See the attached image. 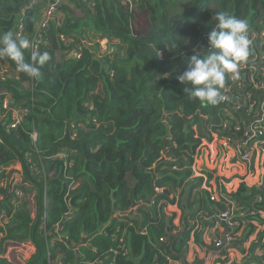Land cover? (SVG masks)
<instances>
[{"label": "trees", "instance_id": "obj_1", "mask_svg": "<svg viewBox=\"0 0 264 264\" xmlns=\"http://www.w3.org/2000/svg\"><path fill=\"white\" fill-rule=\"evenodd\" d=\"M69 1L82 16L63 6L62 25L48 24V45L38 51L51 58L40 68L41 78L20 72L1 84L23 115L13 129L8 127L10 111L0 119V264H16L5 253L23 245L32 250L22 264H170L165 256L177 260L184 255L188 234L173 235L164 214L181 216L182 195L188 198L199 187L200 178L186 188L192 155L211 138L210 129L221 138L242 137L250 117L244 106L233 109V102L248 92L260 97L250 86L242 94L227 92L231 81L226 76L221 92L230 100L201 103L188 98V86L177 76L193 55L212 51L208 35L218 12L247 20L249 38L264 26V0ZM26 2L0 0V33H14L21 17L25 37L31 38L45 5L27 8ZM138 11L147 20L140 32ZM61 32L73 43L86 42L79 58L57 56L64 48L56 38ZM87 38L117 41L113 59ZM198 46L203 47L195 54ZM261 48L264 53V44ZM253 51L250 47L249 58ZM31 54L30 48L24 51L26 61L31 62ZM14 163L19 170L11 167ZM263 186L242 182L230 193L221 189L236 210L246 213L233 218L235 231L244 225L243 240L254 230L248 220L263 222L258 215L264 210ZM31 187L36 188L34 217L25 199ZM198 194L200 201L193 203L200 206L205 200L209 215L229 207L222 195L211 200L205 189ZM248 253L242 264H264L253 246Z\"/></svg>", "mask_w": 264, "mask_h": 264}, {"label": "crops", "instance_id": "obj_2", "mask_svg": "<svg viewBox=\"0 0 264 264\" xmlns=\"http://www.w3.org/2000/svg\"><path fill=\"white\" fill-rule=\"evenodd\" d=\"M74 6L75 4L72 5L70 1L64 5V7L70 8L69 10L73 16H75L73 14L75 10L72 9ZM255 46L257 55L263 57L264 53L263 50H260L259 44L255 43ZM109 48L113 50L110 45ZM59 50L56 51L57 56L65 58L64 48ZM100 50L103 53L107 49ZM249 61L252 62V59ZM254 61H256L257 68L264 76V64H261V59H255ZM10 66V77L18 76L20 71L17 70L16 64H10ZM243 79H245V76ZM226 91L229 92V88H226ZM263 96L264 93L261 97ZM8 102L13 106V98L11 96ZM16 109L18 112L19 108L16 107ZM257 114L252 116V118L255 119ZM22 115L23 110L21 109V118ZM232 139L231 142H225L223 138L213 133L209 140L201 142L192 155L191 169H194L195 163L198 167L193 170L190 178L193 180V177H195L196 181H189L186 188L191 189V186L198 182L197 180L200 178L199 187L191 190L189 199L182 195L184 202L182 203L183 214L181 213V216L164 214L167 227L172 230L171 233L173 235L185 232L188 234L185 253L182 255L183 261H180V258L177 260L173 259L170 264H242L249 256L248 250L250 246L255 248L256 255L263 257L264 263V210L258 211V215L263 219V222L253 219L248 220V222L254 224V230L243 240L242 238L246 231L244 230V225L239 226V229L235 231L233 226L229 225L225 219H220L217 214L215 216L207 214L208 209L204 208L205 204H207L205 200L200 206H198V203H193L195 199L200 201L198 193L202 189L207 190L210 195H216L214 200H217L220 197L219 194L222 188L227 193H230L235 191L242 182L250 188H261L264 185V151H260L254 144L247 152L249 155L248 159H244L236 149V146L242 142V138L234 133ZM197 155H199V158L196 162ZM11 167L17 170L20 169L19 163H14ZM229 200L234 206V201L232 199ZM159 212L161 213L160 210ZM197 212L200 214L198 217L196 216ZM195 216L197 217L196 219H194ZM232 225L238 226L236 221ZM229 236H232L235 244H229V240H227ZM217 241L221 242L220 246H216ZM30 249L32 250V248Z\"/></svg>", "mask_w": 264, "mask_h": 264}, {"label": "clouds", "instance_id": "obj_3", "mask_svg": "<svg viewBox=\"0 0 264 264\" xmlns=\"http://www.w3.org/2000/svg\"><path fill=\"white\" fill-rule=\"evenodd\" d=\"M215 20L218 23L208 35L209 48L212 51L203 56L201 53L193 55L187 69L177 76L181 84L188 86L185 88V92L190 100L198 98L201 103L213 106L230 100V97L223 94L221 89L225 87L226 76L233 80L240 79V65L252 57L249 58L250 47L254 48L252 55H257L255 43H258L262 50V44L258 38L252 40L251 36L248 38L249 24L247 20L226 12H218ZM263 30L264 26L258 28L256 32ZM85 44L84 41L83 45ZM109 45L112 46L110 42L107 46ZM30 47H32V43L27 37L16 35L11 30L0 33V57L9 58L15 62L18 71L38 80L42 76L40 68L51 57L46 51L34 50L30 57L31 62H28L25 59L24 51Z\"/></svg>", "mask_w": 264, "mask_h": 264}, {"label": "built area", "instance_id": "obj_4", "mask_svg": "<svg viewBox=\"0 0 264 264\" xmlns=\"http://www.w3.org/2000/svg\"><path fill=\"white\" fill-rule=\"evenodd\" d=\"M69 0H27L26 7L27 8H33L37 5L44 4L45 7L43 8L41 12V16L39 17L35 27H34V34L31 36L30 41L32 43V47H30V50L33 52L38 51L41 46L48 45V42L45 41V32L48 28V24L51 22H54L57 25H62L61 20H63V15L60 13V8L66 5V3ZM85 1V0H84ZM125 2L131 3V0H123ZM59 10V12H58ZM24 21L21 17H19V21L17 24V27L14 31V34L20 35V36H26L25 34V28H24ZM57 40L64 45V53H66L65 58H79L81 55V50L83 47L84 41H81V43H73L71 38H68L66 34L63 32L59 33L57 35ZM254 38H258L261 44H264V30L260 32H254L251 34V40ZM100 43V49H106L109 41L107 39L98 40ZM258 55H252L250 59H252V62L249 60L246 63H243L240 65V73L243 74V77L245 76V79L242 78V81L238 83V87L236 88V91H239L240 94L243 93V91L247 90V87L250 86L253 89L259 90L260 97L259 99H256L254 94L251 96V92L246 93V97L244 100L242 99H236L235 102L232 105L233 109H241L243 106L245 107L246 115L250 117V120L248 123H246V128H244V131L242 132V142L236 146V149L240 156L244 159H248V150L252 148V146L255 144L256 146L264 143V96L261 97V95L264 93V76L260 75V70L257 68V63L254 61L257 59ZM263 58L262 56H259ZM11 76V66L9 62L6 60L5 57H0V95L2 94V100H1V108L4 110L3 112L0 110V119H2L5 114L10 111V119L11 121L8 124V127L10 129L15 128L20 120H21V109L19 108L18 112L15 107H12V105L8 102L9 97L11 96L10 93L6 92L2 87L1 84L4 82L7 78H10ZM230 79V78H229ZM231 82H233V79H230ZM260 107L262 110V114L258 119H253L252 116H255L257 114V108ZM223 128L228 129L227 124L222 125ZM241 130V126H236V131ZM211 134L215 133L219 136V131L210 129ZM223 140L225 142H231L233 139L229 135L222 136ZM264 147V145L262 146ZM224 199H226L229 203V207H226L225 210H223L218 217L220 219H225L229 225H232L233 218L235 216H242L244 217L246 213L242 211L241 209L236 210L233 206V203H231L230 196L227 194H219ZM21 196V195H20ZM210 198L214 200L216 198V195H210ZM260 200V196L257 198ZM260 211V210H259ZM55 234H57V230L55 229ZM141 234H146L145 228L141 231ZM227 240L231 241L232 236H229ZM159 241L165 242L164 238H160ZM221 242L217 241L216 246H220ZM123 249V248H121ZM114 254L117 253L116 250L110 249ZM124 254V253H123ZM166 261L168 263H171L172 259L167 255ZM61 264V263H59Z\"/></svg>", "mask_w": 264, "mask_h": 264}, {"label": "rangeland", "instance_id": "obj_5", "mask_svg": "<svg viewBox=\"0 0 264 264\" xmlns=\"http://www.w3.org/2000/svg\"><path fill=\"white\" fill-rule=\"evenodd\" d=\"M210 6L211 7H214L212 5H209V7ZM211 7H210V9H212ZM66 8H68V7H66ZM74 10H75V12L73 14L76 17H81L82 16L81 10H79L77 8L74 9ZM261 13H262L261 11H260V13L258 12V14L260 16H261ZM137 14H138V20L135 22V24H136L135 27H136V31L137 32H140V31H143L146 28V26H147L146 13L145 12H142V11H138ZM211 16L212 15H210L209 17H211ZM64 18H65V15H64ZM86 40L90 43V45H91V42L92 43L96 42V38H94L92 40H89L87 38ZM113 44L114 45L117 44V41L111 42V45H112L111 47L114 50ZM106 47H107V50L103 53V55L109 57V59L112 60L113 57H114L113 56V52H112V50H110V48L108 49L109 46H106ZM200 47H203V46H198L195 49V54H196V52L199 51V48ZM257 59H261V61H262L261 64H264V58H261V57L258 56ZM260 75H262V72L261 71H260ZM242 78H243V74L240 73V79L239 80H233V82H231V85L229 86V91L232 90V89H234L236 91V88L238 87V83L240 81H242ZM262 145H264V143H262V144H260V145L257 146V148L260 151H264ZM198 158H199V155H197V157H196V162H197ZM193 159H195V158H193ZM191 167H192V165H191ZM197 167H198V165L195 163L194 169H196ZM193 170H192V173H193ZM20 180H21L22 183L26 184V186L28 185V182H26L27 180L25 179V177L22 174H21ZM192 181H196V178L193 177V180ZM35 192H36V188L35 187H31L29 193L26 194V197H25V199L28 201L29 208H30V211H31L33 217L36 215L35 214V212H36V205H35L34 199H33V194ZM0 224H3L2 221H0ZM159 242H161L162 244H166V241L165 242L159 241ZM30 251H31L30 247L29 246H26V245L19 246V247H9L7 249V252L5 253V256L9 258L8 260L13 261L16 264H22V263H24L25 259L28 258V256H29L28 253ZM165 259H166V256H165ZM57 263L58 262H55L53 264H57Z\"/></svg>", "mask_w": 264, "mask_h": 264}, {"label": "water", "instance_id": "obj_6", "mask_svg": "<svg viewBox=\"0 0 264 264\" xmlns=\"http://www.w3.org/2000/svg\"><path fill=\"white\" fill-rule=\"evenodd\" d=\"M262 114V110L260 107H258V114H257V117H255V119H258ZM62 222V221H61ZM168 248V247H167ZM180 258V261H183V258L182 256L179 257Z\"/></svg>", "mask_w": 264, "mask_h": 264}]
</instances>
